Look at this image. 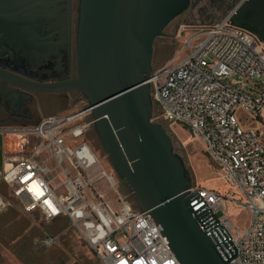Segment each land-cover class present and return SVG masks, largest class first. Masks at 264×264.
I'll return each instance as SVG.
<instances>
[{"label": "built area", "instance_id": "obj_1", "mask_svg": "<svg viewBox=\"0 0 264 264\" xmlns=\"http://www.w3.org/2000/svg\"><path fill=\"white\" fill-rule=\"evenodd\" d=\"M230 20L196 30L169 62L152 70V122L182 124L204 144L227 189L242 195L244 204H238L252 222L234 231L224 211L227 198L214 190L192 185L191 206L207 210L231 235L236 256L230 264H264V44ZM81 102L87 105L84 97ZM88 113L48 116L19 130L31 143L5 162L1 183L10 200L46 223L68 219L99 264H179L160 228L131 193L118 190L114 173L101 168L86 142L94 124L85 120ZM41 244L56 241L46 233Z\"/></svg>", "mask_w": 264, "mask_h": 264}, {"label": "water", "instance_id": "obj_2", "mask_svg": "<svg viewBox=\"0 0 264 264\" xmlns=\"http://www.w3.org/2000/svg\"><path fill=\"white\" fill-rule=\"evenodd\" d=\"M191 0H80L78 79L39 83L0 69V81L26 91L81 94L100 143L138 209L160 228L179 264H230L231 235L210 213L194 211L189 173L166 130L152 122L147 80L156 38ZM233 26L264 44V0H246ZM0 132V182L3 170ZM211 219V221H209Z\"/></svg>", "mask_w": 264, "mask_h": 264}, {"label": "rangeland", "instance_id": "obj_3", "mask_svg": "<svg viewBox=\"0 0 264 264\" xmlns=\"http://www.w3.org/2000/svg\"><path fill=\"white\" fill-rule=\"evenodd\" d=\"M215 1L213 3V0H192L190 8L175 18L163 30V35L154 41L152 69L159 68L169 62L183 46L184 41L190 38L196 30L221 21L241 0ZM182 28H184L183 32L180 31ZM69 96L67 98L62 95H36L32 103L33 106H31V117L29 119H17L13 121L7 120L5 116H1L0 129L3 130V169L9 167L7 163L5 164L9 157L20 156L22 153H26L27 148L24 147L22 151L21 147L26 141L31 143V139L23 135V133H19V130L34 127L45 117L75 113L86 107L85 103L81 102L79 94L74 92L70 93ZM236 114L238 116V113ZM262 115L264 116V112ZM85 120L87 122L93 121L90 112L85 116ZM158 124L166 130L171 138L174 153L183 160L185 168L189 173L191 184L199 188L214 190L224 195L227 198L224 211L233 230H247L252 222V215L242 206L244 204L242 195L236 193L237 191H229L227 189L221 177L222 170L211 162L204 144L200 140L192 138V134L188 128L182 124H172L171 126L163 122ZM256 124L258 127L262 126L260 121H257ZM86 142L97 156L101 168L107 172L114 173L118 190L123 193H131L126 183L119 179L114 172L100 143L95 124H91L88 128ZM0 185H2L1 182ZM105 198L108 201L113 200L111 190L107 189L105 191ZM131 198L137 207L132 194ZM232 199L234 201H231ZM239 200L242 205L238 204ZM95 264H99V262L96 261Z\"/></svg>", "mask_w": 264, "mask_h": 264}, {"label": "flooded vegetation", "instance_id": "obj_4", "mask_svg": "<svg viewBox=\"0 0 264 264\" xmlns=\"http://www.w3.org/2000/svg\"><path fill=\"white\" fill-rule=\"evenodd\" d=\"M245 2L227 16L238 14ZM79 5L80 0H0V69L39 83L78 79ZM74 92H32L0 81V119H29L36 95L68 98Z\"/></svg>", "mask_w": 264, "mask_h": 264}, {"label": "crops", "instance_id": "obj_5", "mask_svg": "<svg viewBox=\"0 0 264 264\" xmlns=\"http://www.w3.org/2000/svg\"><path fill=\"white\" fill-rule=\"evenodd\" d=\"M46 233L55 238V245L41 244ZM96 261L68 219L60 217L46 223L38 213L24 212L10 200L6 187L0 185V264H95Z\"/></svg>", "mask_w": 264, "mask_h": 264}, {"label": "bare ground", "instance_id": "obj_6", "mask_svg": "<svg viewBox=\"0 0 264 264\" xmlns=\"http://www.w3.org/2000/svg\"><path fill=\"white\" fill-rule=\"evenodd\" d=\"M9 166V165H8Z\"/></svg>", "mask_w": 264, "mask_h": 264}]
</instances>
